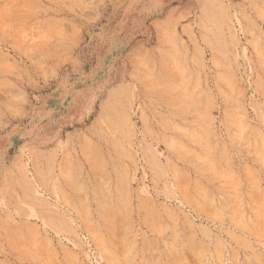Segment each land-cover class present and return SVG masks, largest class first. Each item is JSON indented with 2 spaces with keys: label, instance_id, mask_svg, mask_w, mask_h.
Here are the masks:
<instances>
[{
  "label": "rangeland",
  "instance_id": "obj_1",
  "mask_svg": "<svg viewBox=\"0 0 264 264\" xmlns=\"http://www.w3.org/2000/svg\"><path fill=\"white\" fill-rule=\"evenodd\" d=\"M0 264H264V0H0Z\"/></svg>",
  "mask_w": 264,
  "mask_h": 264
}]
</instances>
